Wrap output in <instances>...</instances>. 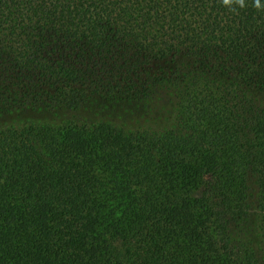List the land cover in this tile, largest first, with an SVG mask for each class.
<instances>
[{
    "label": "trees",
    "instance_id": "1",
    "mask_svg": "<svg viewBox=\"0 0 264 264\" xmlns=\"http://www.w3.org/2000/svg\"><path fill=\"white\" fill-rule=\"evenodd\" d=\"M0 264H264V8L0 0Z\"/></svg>",
    "mask_w": 264,
    "mask_h": 264
},
{
    "label": "clouds",
    "instance_id": "2",
    "mask_svg": "<svg viewBox=\"0 0 264 264\" xmlns=\"http://www.w3.org/2000/svg\"><path fill=\"white\" fill-rule=\"evenodd\" d=\"M222 3L232 11H235L237 7L241 9L246 7V0H222ZM254 7L264 8V0H254Z\"/></svg>",
    "mask_w": 264,
    "mask_h": 264
}]
</instances>
